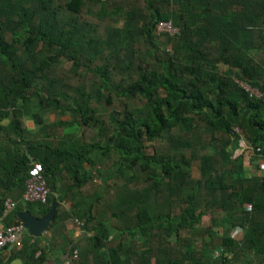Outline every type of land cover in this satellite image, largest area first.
<instances>
[{
  "label": "trees",
  "instance_id": "trees-1",
  "mask_svg": "<svg viewBox=\"0 0 264 264\" xmlns=\"http://www.w3.org/2000/svg\"><path fill=\"white\" fill-rule=\"evenodd\" d=\"M160 21L177 32L155 33ZM5 118L18 140L0 151V182L18 174L24 191L38 162L50 193L25 209L57 202L48 246L28 236L14 252L23 264L55 245L70 264H264V0H0Z\"/></svg>",
  "mask_w": 264,
  "mask_h": 264
},
{
  "label": "crops",
  "instance_id": "crops-1",
  "mask_svg": "<svg viewBox=\"0 0 264 264\" xmlns=\"http://www.w3.org/2000/svg\"><path fill=\"white\" fill-rule=\"evenodd\" d=\"M54 120L55 119H51V117H50V121H54ZM8 123H9V118H5V119L0 121V124L5 125V126ZM24 127L26 130V133L24 135V139L26 142L29 143L30 137L33 138V135L30 134V131H32L34 133L36 131V129L34 127V124L29 119L24 120ZM13 139L18 140L16 134L13 133L12 131H8L7 133L0 131V151H2L6 146L7 147L12 146L13 145V143H12ZM4 151H6V150H4ZM4 151H2V152H4ZM26 154H27L28 158H30V153L28 152ZM87 167L88 166L85 164V168H87ZM3 171H4L3 165L0 164V176H2ZM9 175H10V178L6 179V181H4L5 183L2 184L0 182V200L2 198L11 199V200L16 202V205H20V207H23L22 211H20V212L27 211L25 209V205L21 201V195H22L23 187H21L19 182H18L19 175L18 174L14 175L13 173H11V174L9 173ZM62 182L63 181H61L58 177L55 178L54 184H55L57 189L61 187V185L63 184ZM90 184H86V186L82 187V191H84V192L90 191V189H91ZM64 205L69 206V202L64 203ZM14 210L15 209L11 210L5 217H3L2 222L4 225H6V223H8L9 221L14 220L13 215H12ZM20 212H18V213H20ZM66 227H67L66 233L70 236V238L74 239L77 242H80V246H82L85 242L83 239L84 232L79 228V226L70 220L66 223ZM48 235L49 234H48L47 230H46V232L41 234V236H40L41 240L39 243L40 247L44 248L46 245L48 246V243H47ZM87 235H90V234H87ZM28 236H31V235H29L27 232H23L22 242ZM34 238H36V237H34ZM18 249L19 248H14V247L13 248L8 247V248L0 249V258H1L0 264H23L24 262H23L22 258L14 256V252L17 251ZM50 249H51L50 251L46 250V252H45L46 257L41 264H61L67 259L66 255L64 254V251H63V249H61V247H57L55 245L54 247H51ZM38 254H39V252L36 253V256Z\"/></svg>",
  "mask_w": 264,
  "mask_h": 264
},
{
  "label": "built area",
  "instance_id": "built-area-1",
  "mask_svg": "<svg viewBox=\"0 0 264 264\" xmlns=\"http://www.w3.org/2000/svg\"><path fill=\"white\" fill-rule=\"evenodd\" d=\"M155 33L159 34L161 32H166L170 35H173L177 32V28L174 27L170 21H160L156 23ZM241 85L249 90L251 93L258 95V91L251 89L249 85L241 83ZM235 132L240 135L239 146L240 150L239 154H243L244 164L246 163V158L248 159V163H250L251 151L246 145L244 139L241 137V133L238 129H235ZM237 150V151H238ZM251 165V164H247ZM42 165L38 162L32 161L29 163V168L27 170V176L24 182V191L21 195V201L24 204L28 203H45L48 194L50 193L49 187L46 184V181L42 175ZM16 207V202L11 199H5L3 203V212L0 215V249L3 248H20L22 245V234H23V226L22 223H16L12 225H4L2 220L11 210ZM247 211H250L251 206H245ZM76 225L80 226L81 223L76 219L71 220ZM78 255V251L75 249L72 254V258L75 259ZM218 256V252H214V257ZM61 264H70V259H66ZM89 264H99V263H89Z\"/></svg>",
  "mask_w": 264,
  "mask_h": 264
},
{
  "label": "water",
  "instance_id": "water-1",
  "mask_svg": "<svg viewBox=\"0 0 264 264\" xmlns=\"http://www.w3.org/2000/svg\"><path fill=\"white\" fill-rule=\"evenodd\" d=\"M56 206L57 202L53 203L49 211L41 217H35L29 211L18 213L17 217L22 223L23 232H27L33 237H40L49 227L54 217Z\"/></svg>",
  "mask_w": 264,
  "mask_h": 264
},
{
  "label": "rangeland",
  "instance_id": "rangeland-1",
  "mask_svg": "<svg viewBox=\"0 0 264 264\" xmlns=\"http://www.w3.org/2000/svg\"><path fill=\"white\" fill-rule=\"evenodd\" d=\"M85 18H87L89 21H91V22H95V19L90 15V14H87L86 12H85ZM169 48V47H168ZM64 67H67V65H65ZM71 83L73 84V85H76L77 84V80L76 79H71ZM118 110H120V108H121V106H118L117 105V101H116V99L114 98V104H113ZM107 108H106V111H110V106H106ZM108 112L106 113H104V119H105V121L107 120V116H108ZM50 117H51V119H55V116L52 114V115H50ZM70 117L69 116H66L64 119H69ZM107 123V122H106ZM77 128H78V125H76V124H72V125H70V126H68L67 128H66V132H68V131H74V130H77ZM96 130H92V129H87V131H85V135H86V138H88L89 137V135L91 134V133H94ZM153 146H155V147H157L158 145H156L155 143L153 144V145H151V144H148V146H147V152H151L152 151V148H153ZM240 153V150H238L237 151V154H239ZM116 159V156L115 155H113L112 157H111V159H109V161H107V164H111V162L112 161H114ZM248 159L246 158V163L244 164L245 165V167L247 168V169H249L251 172H254L255 170L252 168V166L251 165H247V164H250V163H248V161H247ZM105 161H106V159H105ZM107 166V165H106ZM110 166V165H109ZM191 174H192V176L193 177H198V161H194L193 162V164H192V168H191ZM36 203V202H35ZM36 206V205H35ZM207 216H205V217H203V221H204V223H207ZM74 223V222H73Z\"/></svg>",
  "mask_w": 264,
  "mask_h": 264
}]
</instances>
